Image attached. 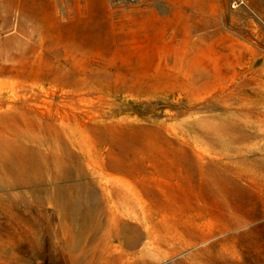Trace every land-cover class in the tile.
I'll return each instance as SVG.
<instances>
[{"label": "bare ground", "instance_id": "1", "mask_svg": "<svg viewBox=\"0 0 264 264\" xmlns=\"http://www.w3.org/2000/svg\"><path fill=\"white\" fill-rule=\"evenodd\" d=\"M59 3L65 2L0 0V184L28 187L39 201L38 192L55 180L62 197L85 187L97 192L93 182H73L84 172L77 158L124 160L127 145L121 141L162 151L169 142L196 146L203 158L212 159L231 149L242 166L211 172L208 178L224 186L226 199L214 195L210 205L200 203L208 216H177L171 228L149 227L141 222L143 213L130 211L139 223L124 222L123 242L110 241L102 263L155 264L183 249L173 264H264V102L253 103L254 95L230 100L228 86L217 85L208 70L199 71L198 63L163 45L127 50L124 36L139 31L140 24L124 12L123 0H74L65 9ZM11 25L13 32L4 35L3 28ZM253 81L264 87V77ZM177 93L174 101L163 99ZM201 99L207 101L204 110L197 109ZM162 101L177 110L161 119L156 113ZM230 103L236 110H216ZM181 159L197 160L186 152ZM98 163L91 162L96 172L113 173V167ZM114 192L126 205L144 209V200L136 203L122 184ZM63 204L59 218L65 231L78 229L67 242L73 250L84 249L85 222L95 217L80 203ZM14 206L1 202L15 229L19 214ZM38 214L47 215L42 208ZM47 221L37 224L38 230L52 232ZM113 221L120 218L115 215ZM96 235L86 248L90 252L102 245ZM10 236L0 239V264H31L10 251L23 247L61 264V250L48 253L50 239L23 243ZM70 258L71 264H93L85 255L71 253Z\"/></svg>", "mask_w": 264, "mask_h": 264}, {"label": "rangeland", "instance_id": "2", "mask_svg": "<svg viewBox=\"0 0 264 264\" xmlns=\"http://www.w3.org/2000/svg\"><path fill=\"white\" fill-rule=\"evenodd\" d=\"M73 1L64 0L65 3H59V5L61 9H65ZM123 3L126 5L124 12L138 17L137 22L140 24L139 31H128L129 33L124 36V46L127 50H147L146 46L157 49L158 46L163 45L164 50L181 53L187 61L198 63L199 71L208 70L217 85L228 86L230 100H241V98L254 95L257 98L254 97L253 103L257 104L258 100L264 102V87L259 88L253 81L264 77V25L258 18V13H260L258 0H249L251 6L249 8L244 6L235 8L232 4L233 0H123ZM13 30V25L4 27L3 34L9 35ZM5 77L9 78V76ZM232 90L236 91V96H233ZM168 98L174 101L179 98V94L164 95L163 97L164 100ZM186 101L188 102V100ZM199 101L197 109L204 110L207 101L205 99ZM236 106L235 103H230L229 106L219 105L216 110L219 112L225 109L233 111L236 110ZM176 110V106L162 101V104L157 108L156 115L162 119ZM188 132L190 133V131ZM96 144L99 145L98 142ZM120 144L127 145L125 151L128 153V157L124 160L104 159L102 162L101 159L95 158H77L82 163L84 172L80 179L75 178L73 182L76 184L83 181L93 182L97 186V192L85 187L77 190L72 189V196L62 197L55 187L59 181L55 180L49 182L45 190L38 192L41 197L39 201L34 199L33 193L28 187L0 184V239L9 238L13 234L23 243H27L45 237L52 241V245H49V254H57V250H61L59 257L61 264H71V253L85 255L92 259L93 264H103L102 262L109 252L108 243L110 241L113 243L123 242L124 222L127 221L135 225L139 223V219L129 216L130 211L137 214L143 213L141 222L144 226L150 227L156 223L157 226L165 225L170 228L174 224L173 217L184 216V213L181 212L188 214L193 211V206L198 204L196 200L187 201L183 193L170 194L162 190L157 193L160 198L153 199L159 200L163 204L165 202L171 204L170 208L167 207L171 210L170 214L164 213V206L159 208L160 212H150L147 205L149 203L150 208L153 199L148 195L147 184L163 187L167 182L166 179L169 178L165 175H150L148 171L154 166L149 161L187 163L181 159L182 153L186 152L190 158L197 159L195 164H205L207 161L210 164L242 166L239 163L241 157L231 149L227 150V154L214 155V159H212L209 158L210 156L203 158L196 146L193 148L175 142L164 144V151L154 147L146 149L122 141ZM97 145L94 147L95 152L98 150ZM183 148L187 151H182ZM261 152L264 155V152ZM94 160L99 162V166L113 167V173L107 174L102 169L100 172H96L95 164H91ZM159 166L165 169L164 163ZM107 183L110 184L111 189L104 188ZM117 184L125 186L136 203H140L141 199L144 200V209L142 210L140 204L135 207L130 204L126 205L124 199L114 192V187ZM2 200L15 205L14 210L19 214V220L14 219L15 229L13 225L11 228L9 218L1 211ZM65 201L81 204L83 210L90 212L91 216L96 218V220L94 218V220L85 222L86 228L82 238L84 249L73 250L71 243L67 242L71 233L77 232L78 229L72 226L71 230L66 232L62 221H60V208L63 207ZM40 208L46 212V217L42 218L38 214ZM115 215L120 218V222L113 221ZM49 219L53 231L38 230L37 224L42 223L44 226ZM261 220L264 221V217ZM96 232L102 245L90 252L86 248L94 239L93 235ZM147 234L145 231L144 236ZM53 241L59 246V249L58 246L53 245ZM184 249H188V247ZM10 251L18 256L28 258L31 264H55L54 259L49 257L32 256L27 247ZM182 251L183 249L155 264H173L180 257H176L177 254Z\"/></svg>", "mask_w": 264, "mask_h": 264}, {"label": "crops", "instance_id": "3", "mask_svg": "<svg viewBox=\"0 0 264 264\" xmlns=\"http://www.w3.org/2000/svg\"><path fill=\"white\" fill-rule=\"evenodd\" d=\"M150 164L154 166L153 169H149V174L153 176H162L165 175L169 179H166L167 182L165 186H154L147 184L146 188L148 191V195L150 198H160V195L157 193L162 190L165 192L173 193H183L185 199L187 201L196 200L198 204L193 206V211L188 214L185 212L184 215H198L200 213L208 216L209 212L204 208L199 209V204L206 203V205H210L214 195H217L219 198L225 199V188L221 185V183L213 182V179H209L208 177L211 175V172L219 170V168L224 167L226 165H207V164H188V163H170V162H151ZM162 163L165 164V169L161 168L159 165ZM210 170V171H208ZM212 174V175H213ZM193 175V176H192ZM209 179V180H208ZM168 196V195H166ZM153 199L152 204L149 208V203L147 205L148 210L152 213L160 212L159 208L164 206V213L170 214L171 210H169V203L165 202V204L161 203L159 200L155 201ZM169 207V208H167ZM164 227H168L163 225ZM169 228V227H168ZM171 228V227H170ZM164 233V232H163ZM165 234H162L163 236ZM164 259V258H163Z\"/></svg>", "mask_w": 264, "mask_h": 264}, {"label": "built area", "instance_id": "4", "mask_svg": "<svg viewBox=\"0 0 264 264\" xmlns=\"http://www.w3.org/2000/svg\"><path fill=\"white\" fill-rule=\"evenodd\" d=\"M259 2V8H260V13H258V18L260 22L264 25V0H258ZM233 7L238 8L241 6L244 7H251L249 0H233Z\"/></svg>", "mask_w": 264, "mask_h": 264}]
</instances>
